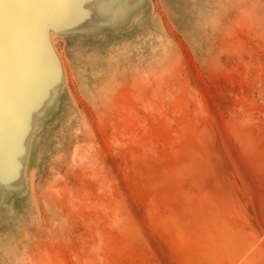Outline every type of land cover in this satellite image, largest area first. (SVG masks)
I'll list each match as a JSON object with an SVG mask.
<instances>
[{"label":"rangeland","instance_id":"374dc122","mask_svg":"<svg viewBox=\"0 0 264 264\" xmlns=\"http://www.w3.org/2000/svg\"><path fill=\"white\" fill-rule=\"evenodd\" d=\"M25 1L0 264H264V0Z\"/></svg>","mask_w":264,"mask_h":264},{"label":"snow or ice","instance_id":"6c2138e0","mask_svg":"<svg viewBox=\"0 0 264 264\" xmlns=\"http://www.w3.org/2000/svg\"><path fill=\"white\" fill-rule=\"evenodd\" d=\"M25 0H0V80L10 75L13 58V14L22 6ZM73 10L77 17L87 18L90 9L87 5L75 3Z\"/></svg>","mask_w":264,"mask_h":264},{"label":"bare ground","instance_id":"6f19581e","mask_svg":"<svg viewBox=\"0 0 264 264\" xmlns=\"http://www.w3.org/2000/svg\"><path fill=\"white\" fill-rule=\"evenodd\" d=\"M23 7H25V8H19L13 14V17L15 16V19L17 18V20H18V18H19V22H20L21 27H22V24L25 21H27V17L29 16V14H28L29 8H31V7L35 8V7H37V4L34 1H25V4ZM26 13H27V15H26ZM8 135L10 136V133H6L2 137V139L0 141V149H3L6 147V144H7L6 142L8 141V138H9ZM86 157H88V155H86Z\"/></svg>","mask_w":264,"mask_h":264},{"label":"flooded vegetation","instance_id":"af4514ba","mask_svg":"<svg viewBox=\"0 0 264 264\" xmlns=\"http://www.w3.org/2000/svg\"><path fill=\"white\" fill-rule=\"evenodd\" d=\"M27 68H30V64L27 65ZM25 69H26V67H25Z\"/></svg>","mask_w":264,"mask_h":264}]
</instances>
